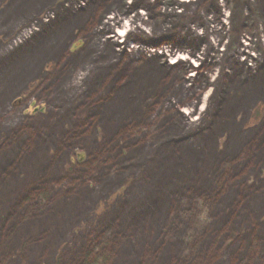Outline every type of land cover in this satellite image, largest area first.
<instances>
[{"label": "rangeland", "instance_id": "374dc122", "mask_svg": "<svg viewBox=\"0 0 264 264\" xmlns=\"http://www.w3.org/2000/svg\"><path fill=\"white\" fill-rule=\"evenodd\" d=\"M30 1L18 12L20 0H0V184L10 183L7 159L31 146L13 175L27 185L0 210L9 218L2 225L14 230L0 240V264H84L87 256L94 264H264V152L245 154L249 142L264 140V95L252 80L264 68L263 3ZM63 1L107 9L90 30L69 16L71 32L51 54L61 21L54 8ZM33 35L36 44L27 45ZM41 44L48 52L30 60ZM122 59L141 72L150 61L175 65L164 85L173 102L151 100L152 119L123 122L106 107L95 121L89 105L106 93L101 84ZM223 80L235 85L223 104L239 120L221 131L216 118L208 138ZM58 135L69 137L67 145L50 138ZM177 155L192 159V170L178 161L170 173ZM26 193L27 204L17 207ZM37 216L49 218L47 226L24 232Z\"/></svg>", "mask_w": 264, "mask_h": 264}, {"label": "trees", "instance_id": "16d2710c", "mask_svg": "<svg viewBox=\"0 0 264 264\" xmlns=\"http://www.w3.org/2000/svg\"><path fill=\"white\" fill-rule=\"evenodd\" d=\"M104 1H106L105 3L108 5L109 1H111V0H104ZM249 1L250 0H247L246 3L249 4ZM30 2H31L30 0H29V2H27L26 0H20V2H16L15 3L16 6L14 7V11L16 10L18 12H21L19 10L27 9L28 6L26 5V3L28 5H30L31 4ZM259 2L263 3V7H264V0H258V3ZM12 5H14V3L8 4V6L6 8L11 9ZM102 5H103V3H101L100 6H98L95 3V1H93L91 3L86 4V8L84 9V11H82L83 8L81 9V11H82L81 13H83V14L78 15L77 17L80 19L79 22H85L86 20L88 21V24H85V23L83 24V25L87 26V30H90L92 23H95L98 13H100L101 11H103V12L106 11L107 8L104 9L103 8L104 5L103 6ZM55 6H56L54 8V9H56L55 19L58 17V19H61V21L53 27L57 28L59 26L57 34L60 33L62 35L59 34V36H57V34H56L57 37H54V39L52 38L54 42H53V44H51L52 43V41H51V43H50L51 48H49V52L47 51L48 50L47 47L45 49L44 44H41L40 46H38V48H39L38 50H40V51H36V53L34 55H31V58H29L32 61L34 60L35 56L40 55L41 53H44V52L55 54V52L57 50L56 51L55 50L50 51V49L55 48L58 45L60 46L61 42H62V44H64L63 37L65 36V34L69 35V33L71 32L70 31L71 29H69V31L67 32L65 29V26L69 23L70 19H72L69 16H71L73 11L75 12L76 10H78V8L77 9H76V7L73 8L72 5H69L67 2H64V1L58 5H55ZM90 6H92V10H91ZM260 6H261V4L259 5V8H260ZM102 8H103V10H102ZM263 13H264V9H263ZM102 14H104V13L101 12V15L98 18V22L101 21L100 18L102 17ZM245 17H247V16H245ZM51 24H53V23H51V21H50L43 28H45L46 26L48 27ZM42 29H41V31H42ZM48 34L50 35L51 33L49 32ZM48 34H47V32L45 33L46 36ZM34 36L35 35L31 36L27 40V42H28L27 45H34V44H29V43H35L36 44V42L34 41V38H33ZM31 40H33L34 42H32ZM153 40H156V39H153ZM142 61L145 62L147 60H142ZM150 62L146 63L147 65H144V66H147L146 72L139 71V69L141 68L140 66L136 68V67H133L134 66L133 64L132 65H129L128 63L126 64L124 62V59L120 60L118 63H116L113 66L114 69H111L109 72L114 71L115 73L114 74L108 73V75L106 76V78L104 79V81L101 84V89H103L104 93L107 90L106 93L102 97H100L98 102H96L94 105H92V104L89 105L90 107H93L95 112H96L95 116L93 117V119H95V121H97V117H98L99 113L100 114L106 113L105 112L106 107L108 109L107 112L109 113V116H113V117L119 116L118 119L122 120L123 122H126L128 119L129 120L134 119L133 121H136L137 118H139V117H142L145 119H150V118L152 119L153 117H151V115L153 112L152 111V109H153L152 104L153 103L151 102V100L160 101L159 103H161L163 101L164 104H171L173 102V98H172L173 95L171 94L172 92H171L170 88H165L164 85L165 84L171 85L172 82L170 83L169 79L174 73L173 69H176L177 67L175 65L174 66H168L166 64L160 63L159 61H157L156 63L155 62L150 63ZM120 63H122V64H120ZM124 65H126V66L124 67ZM258 69L261 70L260 73H258V71H257L256 75H255V73H253L254 76L252 74V77H255V76L257 77V78L255 77L252 79L256 83V85H254L255 86L254 91L257 95H264V68H258ZM115 74L117 75V78H115ZM184 77L185 76H183L182 78H179V79H175L174 83L176 82L177 85L181 86L185 82ZM252 77H250V78H252ZM145 82H146V84H145ZM143 83L145 85L141 86V84H143ZM234 83L238 84L236 82H234ZM239 83H241V82H239ZM108 84L111 86L108 87ZM223 84H224V86L229 84L226 88H223L221 90V93L225 94L226 96L224 97V95H221L218 99H216L214 111L218 110V113L220 112V116L217 117L215 114L214 115L211 114L209 116V120L211 121L210 123H212V124H210L211 129H209V131H206V133H205V136L208 138L213 137L212 125L217 127V125H216L217 123H215L216 118H218L220 120V123H218V126H220V128H224L221 131H225V129L227 130L230 128L233 129L232 124L237 125L236 123L239 120L238 116H235V114L232 112V108L230 110H227V109H225V106L223 104V101L225 98H227L226 101H228L229 97H231L230 94H232L233 90H235V88L232 89L233 86H235V85L231 86L232 83H226L224 80H223ZM118 92H123V94L121 96L117 97ZM117 98H118L117 104L112 105L110 101L117 99ZM108 105H110V106H108ZM225 111H226V113H224ZM170 119H172V118L170 117ZM155 122H157V121H155ZM168 122H170V121L168 120ZM174 125H175V123H174ZM80 127H81V125L78 126V128H80ZM127 127L128 128L134 127L133 123H130ZM127 127L118 130V132L121 131L120 135H123V133L125 131H127V129H126ZM172 127H173V124L171 123L167 126L166 130L167 131L169 130L168 132H174V131H172ZM134 128L141 131V126L137 125ZM243 128L244 127H241L240 129H243ZM262 128L264 131V126L261 127L260 130ZM221 131H219V132H221ZM81 133L82 132L79 133L80 136H82V134H84V133H82V134ZM59 135L58 136H51L50 138L58 139L59 142H61L60 147L63 145L64 146L67 145L66 140L69 137H67V136L60 137ZM174 140H176L174 142H181L180 141L181 139L179 140V138H174ZM169 141L172 142L173 140L170 139ZM256 142H258V143L255 144ZM247 145H248V147H247L246 152H245V154H247V155H252L253 154L252 152H257V153L264 152V140H262V138L261 139L258 138L254 141H251ZM30 147L31 146H29V147L25 146V149L20 151L17 158L11 159V157H12V155H11L10 159H7L8 161L11 160L10 161L11 165L8 164V166H10L9 168H11L12 170L10 171L11 176H8L10 179L9 185H5L4 183L0 184V208H1L0 210H6L8 208H11L10 204L8 205V203H11L9 201L8 197L11 195L13 196V194L19 195L21 193L23 187L27 185V183H26L27 181L26 182L25 181L19 182L18 178L16 176L14 177L13 175L16 174L15 172L17 171V169L20 168L19 167L20 164H18V165L15 164V161L20 160L22 157L25 156L26 153H30V151H31ZM54 147L56 148L57 146L55 145ZM178 152L179 151H176L175 154H179ZM34 157H35V155H34ZM238 160H239V158L237 157L233 160V162H237ZM174 161L175 162L173 164L168 166L169 172L172 174L177 173V168L173 169L172 167H174L173 165H175V163H178V161L184 162L186 165H188L186 167L187 170H192L193 166L195 165V163L192 159H188L185 156L177 155V157L174 159ZM162 165H163V163H162ZM247 166H253V165H252V163L251 164L248 163ZM162 167H164V166H162ZM13 171H14V173H13ZM162 171H163V173H165V170H162ZM38 174H41V172L39 171ZM8 177H6V178H8ZM41 179H42V177H40L39 180L42 181ZM37 191H38V189L35 190V192H37ZM26 194H28V193H26ZM31 194H34V193H32V191H31ZM29 195H30V193L26 196L27 198H24V199L22 198L20 200L21 203L19 205H17V207H20L21 205H24V204L26 205L27 199L29 198ZM38 195H39V193H38ZM2 196H3V198H2ZM34 196H33V199H34ZM6 199H8V200L6 201ZM33 199H31L30 201H32ZM14 208H16V205L14 206ZM30 209L33 210L34 208L33 207L29 208V211H30ZM10 212L12 213V210ZM38 216L36 217L35 220L32 219V221H31L32 224H30L29 226H35L39 230L40 226H42L43 228L45 226H47V223H45V222L49 218L46 221H44L42 217H38ZM3 219H5V221L7 222L9 218L7 220H6V218H3ZM3 219L0 218V221H1L0 222V228L2 229V232H3L0 240H3L2 242L4 243L5 240L9 237L10 233L14 232V230L11 228L6 229V227L4 226L5 222ZM3 222H4V224L2 225ZM26 226L27 225H25V227H23L24 229L23 228L22 229L24 232L28 233L26 230ZM86 260L87 261L83 262L84 264H94V263L98 262V260L95 259V257L87 256Z\"/></svg>", "mask_w": 264, "mask_h": 264}, {"label": "bare ground", "instance_id": "6f19581e", "mask_svg": "<svg viewBox=\"0 0 264 264\" xmlns=\"http://www.w3.org/2000/svg\"><path fill=\"white\" fill-rule=\"evenodd\" d=\"M113 3H119L120 2V0H113L112 1ZM79 6V5H78ZM78 6L76 7V8H78ZM83 8V10L82 11H84V9L86 8V6H83L82 7ZM154 11H156L155 9H154ZM102 13H104V12H102ZM81 14V10H80V8L78 9V10H76L75 12L73 11L72 12V14H71V17H76V15L78 16V15H80ZM70 17V18H71ZM103 17H104V14H103ZM107 17V16H106ZM100 20H102V17L100 18ZM242 46V45H241ZM225 74H228L227 72H225ZM229 75V74H228ZM230 76V75H229ZM223 83V82H222ZM223 86L221 87V90L223 89V88H226L228 85H225L224 86V84H222ZM220 91V90H219ZM221 92V91H220ZM221 95H224V97L226 96L225 94H223V93H220V95L217 97V99L221 96ZM209 117V116H208ZM207 117V118H208ZM174 121H176V120H174ZM177 122V121H176ZM41 228H43L42 226H40V228L39 229H41ZM26 230H27V232L28 233H32V234H35L36 232H38V228L37 227H35V226H29V225H27L26 226ZM40 251H42V246L40 247Z\"/></svg>", "mask_w": 264, "mask_h": 264}]
</instances>
